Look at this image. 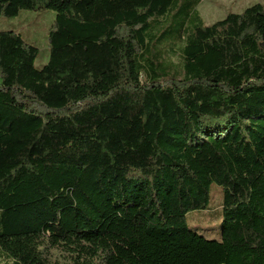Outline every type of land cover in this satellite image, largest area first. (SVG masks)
I'll use <instances>...</instances> for the list:
<instances>
[{
	"label": "trees",
	"instance_id": "obj_1",
	"mask_svg": "<svg viewBox=\"0 0 264 264\" xmlns=\"http://www.w3.org/2000/svg\"><path fill=\"white\" fill-rule=\"evenodd\" d=\"M200 1L0 0L56 13L40 69L0 31V261L264 264V5ZM213 183L220 241L186 221Z\"/></svg>",
	"mask_w": 264,
	"mask_h": 264
},
{
	"label": "rangeland",
	"instance_id": "obj_2",
	"mask_svg": "<svg viewBox=\"0 0 264 264\" xmlns=\"http://www.w3.org/2000/svg\"><path fill=\"white\" fill-rule=\"evenodd\" d=\"M255 4L264 5V0H201L197 13L205 25H212L230 13L241 14L246 8ZM55 16L56 13L51 10L21 11L18 17H1L0 31H13L19 34L26 43L38 48L39 53L35 66L40 69L50 59L49 31L54 24ZM192 23H198V20L188 23V29H191ZM222 201V187L213 183L210 187L209 207L206 210H195L188 213L186 221L189 230L209 240L220 241ZM51 258L61 263L67 261L66 254L57 250L51 251ZM0 262L1 264H14L12 261L3 259Z\"/></svg>",
	"mask_w": 264,
	"mask_h": 264
}]
</instances>
